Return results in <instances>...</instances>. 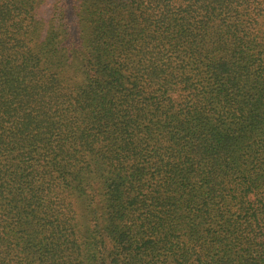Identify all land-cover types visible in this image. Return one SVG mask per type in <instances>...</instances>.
Instances as JSON below:
<instances>
[{"label":"trees","instance_id":"trees-1","mask_svg":"<svg viewBox=\"0 0 264 264\" xmlns=\"http://www.w3.org/2000/svg\"><path fill=\"white\" fill-rule=\"evenodd\" d=\"M0 264H264V0H0Z\"/></svg>","mask_w":264,"mask_h":264}]
</instances>
